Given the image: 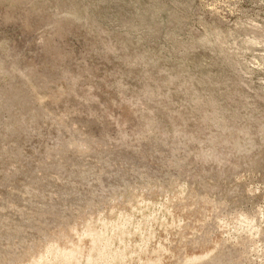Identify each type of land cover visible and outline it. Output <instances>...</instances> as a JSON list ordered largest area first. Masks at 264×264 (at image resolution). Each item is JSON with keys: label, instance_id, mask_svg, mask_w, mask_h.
<instances>
[{"label": "rangeland", "instance_id": "obj_1", "mask_svg": "<svg viewBox=\"0 0 264 264\" xmlns=\"http://www.w3.org/2000/svg\"><path fill=\"white\" fill-rule=\"evenodd\" d=\"M9 91L0 264H264V0H0Z\"/></svg>", "mask_w": 264, "mask_h": 264}, {"label": "bare ground", "instance_id": "obj_2", "mask_svg": "<svg viewBox=\"0 0 264 264\" xmlns=\"http://www.w3.org/2000/svg\"><path fill=\"white\" fill-rule=\"evenodd\" d=\"M18 89V88H17ZM13 90V89H12ZM16 91V90H15ZM7 92L5 95H3L2 96V98H0V103H1V105L3 106L5 103L7 104V103H13V104H15V106H18V107H25V106H27V102L25 101L24 102V98H22L21 99V96H19L18 94H16V92ZM19 91H20V89H19ZM18 92V91H17ZM5 93V92H4ZM20 93V92H19ZM21 94V93H20ZM2 100V101H1ZM25 103H26V105H25ZM5 104V105H6ZM33 104V103H32ZM27 109V108H26ZM27 112V111H26ZM27 114V113H26ZM25 114V115H26ZM8 116V115H7ZM27 119H28V117H26V116H23V117H21V119L19 120V122L20 123H22V124H26L27 126H29L30 124H27L26 122H25V120L27 121ZM30 120L32 121V122H35L36 120H37V116H35L34 114H33V116H31V118H30ZM39 120V119H38ZM37 120V121H38ZM31 126V125H30ZM44 126V125H43ZM62 126V125H61ZM44 128V127H43ZM59 128V127H58ZM54 129V128H53ZM38 132V131H37ZM74 132V131H73ZM48 133V132H47ZM61 133V132H60ZM72 134V133H71ZM40 135V134H39ZM72 137H74V136H72ZM55 139H56V137H55ZM76 139V138H75ZM44 140H45V138H44ZM50 141H52V140H50ZM55 141V140H54ZM59 141V140H58ZM66 141V140H65ZM77 141H79V140H77ZM76 141V142H77ZM67 142V141H66ZM48 144V143H47ZM58 145V144H57ZM64 145V144H63ZM62 145V146H63ZM74 145H76V143H74ZM59 146V145H58ZM62 146H60V149H62ZM67 146H68V144L66 143V146L64 147V150L65 149H67ZM41 147H43V146H41ZM69 147V146H68ZM58 149V148H57ZM47 150V149H46ZM46 150H44L45 152H46ZM49 150V149H48ZM47 150V151H48ZM63 150V151H64ZM50 151H51V149H50ZM55 151V148H54V150H53V153H55L54 152ZM58 151V150H57ZM63 151H62V153L61 152H59V154L61 153V154H63ZM65 152V151H64ZM47 153V152H46ZM46 153H45V155H46ZM57 153V152H56ZM66 153V152H65ZM60 154V156H62ZM51 155H53V154H51ZM75 155V154H74ZM48 156H50V153L48 152ZM57 156H58V154H57ZM56 157V156H55ZM59 158H62V157H59ZM66 158V157H65ZM76 159V158H75ZM71 160H73V159H71ZM57 161V160H56ZM67 161V160H66ZM71 165V164H70ZM62 166V165H61ZM59 167V166H58ZM82 167V166H81ZM56 171V170H55ZM86 171V170H85ZM81 172V171H80ZM59 174V173H58ZM64 174V173H63ZM60 175H61V173H60ZM132 193V192H131ZM130 193V194H131ZM149 194V193H148ZM160 195V194H159ZM142 203V202H141ZM168 203V202H167ZM154 205V204H153ZM133 209V208H132ZM109 212V211H108ZM156 213H157V211H156ZM166 213V212H165ZM151 214V213H150ZM158 214V213H157ZM133 215V214H132ZM99 216V215H98ZM156 217V216H155ZM116 218V217H115ZM161 218V217H160ZM163 219V218H162ZM118 221V220H117ZM28 222H30V221H28ZM116 222V221H115ZM120 221H118V223H119ZM124 222V221H123ZM122 222V223H123ZM129 222V220H127V221H125L124 222V225H121V226H111V224H110V229H112V231L113 230H118V231H120V234L121 233H126V231H125V224H127ZM147 222V221H146ZM196 223V222H195ZM88 226V225H87ZM137 226H139L138 224H137ZM136 226V227H137ZM172 227H174V226H172ZM105 228V227H104ZM107 228V227H106ZM109 229V228H108ZM138 229V228H137ZM149 229V228H148ZM164 230V229H163ZM108 231V230H107ZM177 231V230H176ZM66 232V231H65ZM64 232V233H65ZM106 232V231H105ZM101 233V232H97V231H95V230H91V231H88L86 234H87V238H89L90 240H91V242H92V244H93V247H92V249H90L91 251H90V253L88 254V256H87V258H86V262H84L85 264H112L113 262H117L118 264H124L125 262V260H124V258H121V257H119V255H117L116 254V251L118 250H116L115 252H113V251H111V249H107L106 247H101L100 245H101V243H103V242H109V240H108V237H105V234L106 233ZM163 232V231H162ZM69 233V232H68ZM113 233V232H112ZM124 233V234H125ZM143 233V232H142ZM156 233V232H155ZM67 234V233H66ZM85 233H83V235H84ZM111 234V233H110ZM118 234H119V232H118ZM119 234V235H120ZM131 234V233H130ZM18 235V234H17ZM77 235V234H76ZM82 235V236H83ZM128 235V234H127ZM143 236V235H142ZM85 237V238H86ZM118 237V236H117ZM144 237V236H143ZM151 237V236H150ZM113 238H115V237H113ZM141 238V237H140ZM49 239H51V238H49ZM118 240V239H117ZM147 240H148V238H147ZM122 241V240H121ZM156 241H158V240H156ZM91 242H90V245H92L91 244ZM143 242V241H142ZM45 243V242H44ZM88 243V242H87ZM123 243V242H122ZM43 244V243H42ZM47 244V243H46ZM108 244H111L110 242L108 243ZM148 244V243H147ZM39 245V244H38ZM49 246H47V250H46V254L44 255H35V253H30V255L29 254H27V255H29V260L27 261V263L26 264H74V260L73 259H75L74 258V255H75V251H73L74 249H71L70 250V248H69V250H66V249H60L59 247H58V245L56 244V241H53V242H51V243H49L48 244ZM80 245V244H79ZM104 245V244H103ZM118 245V244H117ZM68 246H70V245H68ZM107 246V245H106ZM109 246V245H108ZM140 246V245H139ZM44 247V246H43ZM71 247V246H70ZM73 247V246H72ZM110 247V246H109ZM108 247V248H109ZM76 248V247H75ZM111 248V247H110ZM117 248V247H116ZM138 248V247H137ZM159 248V247H158ZM186 248V247H185ZM83 249V248H82ZM140 249V248H139ZM188 250V249H187ZM89 251V250H88ZM139 251V250H138ZM30 252V251H29ZM87 252V251H86ZM119 252V251H118ZM157 252V251H156ZM146 253V252H145ZM120 254V253H119ZM171 254V253H170ZM77 255H79V254H77ZM124 255V254H123ZM84 256V255H83ZM158 256V255H157ZM160 256V255H159ZM80 257V256H79ZM130 259V258H129ZM11 260V259H10ZM18 260V259H17ZM76 260V259H75ZM80 260V259H79ZM79 260H78V262H79ZM81 261V260H80ZM154 261V260H153ZM156 261V260H155ZM147 262V261H146ZM12 263V262H11ZM20 263V262H19ZM143 264V263H142ZM147 264V263H146ZM184 264H185V262H184Z\"/></svg>", "mask_w": 264, "mask_h": 264}]
</instances>
